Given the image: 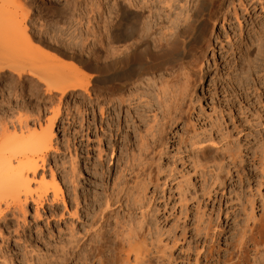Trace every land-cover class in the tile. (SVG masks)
<instances>
[{
  "label": "rangeland",
  "instance_id": "374dc122",
  "mask_svg": "<svg viewBox=\"0 0 264 264\" xmlns=\"http://www.w3.org/2000/svg\"><path fill=\"white\" fill-rule=\"evenodd\" d=\"M89 1L18 0L22 10L11 0H0V49L16 44L17 23L29 9L23 19L27 34L52 56L31 65L30 60L23 63V76L8 68L0 74V144L45 129L52 112L59 109L52 118V148L43 169L46 178H50V167L68 200L74 195L70 181L74 165V179L80 191L86 190L87 202L96 196L103 204L105 195L113 191L112 198L93 226L81 211L80 217L71 214L61 201L44 202L37 212L33 203L27 205L25 214L8 210L6 220H0V249L5 256V261L0 257V264H50L70 246L78 250L77 242H70L71 234L87 247L96 239L121 246V238L128 232L140 236L142 255L137 261L131 256L127 264H264V48L260 59L256 42L249 46L257 39V31L264 37V0H247V11L235 0L244 29L241 42L239 36L234 38L239 33L234 17L223 26L222 19L210 24L215 54L207 52L206 74L194 88L191 103L184 105L176 123L158 131L153 146L142 154L141 164L132 169L122 168L121 163L132 152L139 153L135 136L122 140L115 135L117 123L111 127L112 135L101 123L98 107L102 86L96 77L88 92L65 95L46 91V85L35 77L36 70L47 71L51 78L69 75L73 63L87 74L99 75L83 61L92 41L83 39L84 34L79 39L77 33L86 23L78 25L74 20L85 9L93 8V1ZM220 1L224 9L233 0ZM98 18L93 20L95 24H99ZM97 24L96 28L100 27ZM218 33L224 48L216 42ZM227 34L231 42L224 39ZM72 37L77 38V44ZM13 59L1 63L16 64ZM92 108L95 113H91ZM149 114L145 119L151 118ZM84 198L80 196L82 204ZM53 208L56 215H52ZM92 209L99 215L94 205ZM17 224L27 227V242L17 240ZM249 234L252 237L244 241ZM62 245L65 248L61 249ZM110 253L106 249L101 259L108 260ZM75 262L69 259V264ZM101 263L94 259V264Z\"/></svg>",
  "mask_w": 264,
  "mask_h": 264
},
{
  "label": "bare ground",
  "instance_id": "6f19581e",
  "mask_svg": "<svg viewBox=\"0 0 264 264\" xmlns=\"http://www.w3.org/2000/svg\"><path fill=\"white\" fill-rule=\"evenodd\" d=\"M90 1H93L91 4L93 8L89 7L90 9H85V11L81 9L80 11L84 12L79 13L74 20L78 25L86 23V26H82L85 28L77 33L80 34L79 39H82L81 37L83 36L81 35L84 34L85 38L83 39L89 40V42L92 41L91 46L87 47L88 50L83 56V61H86L89 68L98 72L99 75L96 76L94 73L87 74L74 63L72 66L73 70H71L72 72L69 75L51 78L45 70H36L34 71L36 75H34L38 81L46 85V91L53 89L57 92L59 91L61 95L79 90L88 92L91 81L96 77V81L102 86L100 89L102 98L99 100L101 103L98 107L101 123L106 125L109 135H112L114 131H112V128L117 123L115 135L123 137L122 140L124 138H129L130 140L132 134L135 136L133 142H135L139 153H136V155L132 152L128 159L121 163L122 168L132 169L141 164L142 159H144L142 154L145 155L149 147L153 146L151 142L156 138L158 131L160 133V130H165L163 129L165 125L176 123L181 112L183 114L184 105L187 102L191 103L195 92L194 88L198 82H202V78L206 74L204 67L205 62L208 61L207 52L212 50V54H215L216 46L212 31H209L210 24L215 23L217 19H222L223 26L224 22H228L231 16L234 17L238 22L239 33L232 32L235 33L234 38L236 36L241 38L240 42L242 39L244 40L243 24L237 12L238 7L235 5V0L229 1L231 2L230 5L227 4L229 7L224 9L220 7V0ZM90 1L89 3H91ZM247 2V0H238V5L247 11ZM11 3L17 6L18 0H11ZM94 6L96 10H94ZM19 7H21L20 4L18 5ZM21 9L24 10L22 7ZM97 9H100V12ZM27 12L25 14L23 11L24 15L21 16L17 23V30L15 31L16 42L14 41L16 44L13 43L15 46H9L10 48L4 50L0 49V74H3L2 71L4 72L8 68L7 70H11L12 73H17V76H21V74L23 76V72L26 74L24 67L26 63H29L28 60L32 62L30 63L31 65L44 58L52 57L48 54L49 51H46L47 49L44 50L41 47L42 45L39 46L41 43L35 45L34 42L37 40L32 38V35L27 34V28L24 24L26 21L24 22L23 20L27 17ZM97 17H99V24H96L100 26L98 28L93 22ZM77 27L81 28V26ZM258 32H256L259 34H256L258 36L257 39H252L249 46L255 45L256 42L257 55L258 57L261 56L259 58L262 59L264 37L263 33L260 35ZM75 37H72L73 41L77 40ZM225 37L224 39L231 42L228 34ZM215 39L221 45V48H224L223 40L219 33L216 34ZM74 42L76 43V41ZM12 58L17 60L16 64H4L5 60ZM1 61L4 63H1ZM31 72L33 73V71ZM159 72L161 75H159ZM91 110V113H95V109L92 108ZM56 111L59 112V109ZM56 111H54L55 113L52 112L53 116L48 119L45 129H41L39 132L36 131L37 133L34 132L31 136L26 135L27 137L6 139L0 144V220H6V212L10 211V209L21 211L25 214L29 203L34 204V209L37 212L38 207H41L44 202L49 200L54 204L61 201L64 206H69L71 214L78 217H80L81 211L83 218L87 221L91 220L90 226L94 225L96 218L103 217L104 210L109 205V199L110 197L112 198L113 191L110 194H104L106 197L104 198L103 196L105 204H101L96 196L94 199L90 198L91 200L87 202L86 190L82 189L80 191L76 183L77 180L74 179L76 178L74 172L76 168L73 165L74 167L72 166L70 174L72 179L70 178V181L74 195L66 200L63 195L62 185L57 180L52 169L49 167L50 178L48 179L43 172L47 152L52 148L54 134L52 118L57 115ZM148 113L151 116L149 120L145 119ZM80 123L83 126V123ZM88 123L90 124L89 121ZM121 123H124V125L122 129H119ZM124 131L125 134L122 136ZM40 170L42 172L39 174ZM114 183L115 185L117 184L116 181ZM81 195L82 198L85 197L84 204L80 200ZM86 204L89 206H85ZM92 205L99 210V215H94L93 212L96 209L93 211ZM50 210L52 215L57 214L54 208ZM92 213L93 215L91 216ZM17 225L15 229L17 240L23 239V241H26L27 234H25V231L27 227ZM71 236L70 242H77L78 250H73V247L70 246L69 249H66L68 253L63 250L59 256H54L50 264H69L71 257L75 259V264H94V259L101 261V264H127L131 256H133L134 261H137L142 255L141 247L138 245L140 236L137 233L128 232L124 235L121 238L123 243L121 246L102 243L96 239L93 240L94 244H89V247H87L85 241L80 242L73 234ZM257 236L260 238L262 235L259 233ZM251 237V234L246 235L244 241ZM87 239L89 240V238ZM65 246L62 245L61 249L65 248ZM58 247L56 246V248ZM106 249L111 252L108 260L106 258L101 259ZM241 252L240 250L239 254ZM0 257L5 261L2 249H0Z\"/></svg>",
  "mask_w": 264,
  "mask_h": 264
}]
</instances>
